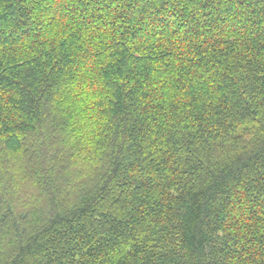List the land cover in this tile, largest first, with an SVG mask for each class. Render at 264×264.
Masks as SVG:
<instances>
[{
  "label": "trees",
  "instance_id": "trees-1",
  "mask_svg": "<svg viewBox=\"0 0 264 264\" xmlns=\"http://www.w3.org/2000/svg\"><path fill=\"white\" fill-rule=\"evenodd\" d=\"M0 264H264V0H0Z\"/></svg>",
  "mask_w": 264,
  "mask_h": 264
}]
</instances>
